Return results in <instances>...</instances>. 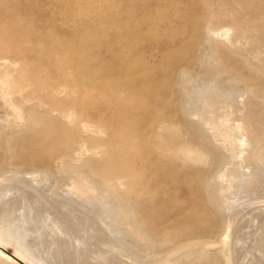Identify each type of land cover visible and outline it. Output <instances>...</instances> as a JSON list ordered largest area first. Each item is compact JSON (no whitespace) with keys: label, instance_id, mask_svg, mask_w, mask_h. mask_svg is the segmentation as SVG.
Returning <instances> with one entry per match:
<instances>
[{"label":"rangeland","instance_id":"1","mask_svg":"<svg viewBox=\"0 0 264 264\" xmlns=\"http://www.w3.org/2000/svg\"><path fill=\"white\" fill-rule=\"evenodd\" d=\"M5 43L18 46L9 54L17 61L12 75L26 93L33 82L63 91L54 100L43 96L42 108L30 97L18 106L20 119L0 95V199L37 176L40 218L51 214L61 229L28 240L42 263L264 264V187L238 199L221 191L227 185L219 179L231 170L241 174L237 182L264 179V160L255 155L247 168L208 124L264 128V0H0V48ZM144 51L148 67L136 58ZM139 70L145 74H127ZM86 85L112 102L111 113L99 116L104 136L88 142L98 150H85L69 166L56 152L47 164L39 161L38 151L50 153L44 147L74 143L62 113L75 109L70 101ZM185 144L206 164L187 160L166 182L157 177L147 202L116 185L124 160L150 150L167 167L164 175L175 172L178 165L168 168L166 153H158ZM229 225L232 251L225 257L221 239Z\"/></svg>","mask_w":264,"mask_h":264},{"label":"bare ground","instance_id":"2","mask_svg":"<svg viewBox=\"0 0 264 264\" xmlns=\"http://www.w3.org/2000/svg\"><path fill=\"white\" fill-rule=\"evenodd\" d=\"M144 31L145 29L142 32L144 33ZM137 34L140 35L139 33ZM11 46L12 45L8 46V43L7 44L5 43L4 47L0 48V65L6 66L5 70H3L2 72L0 70V73H1L0 74V95L5 100L6 104L8 103L9 108L10 106L12 107L11 109L14 110L13 113L15 112L18 117L19 116L22 117L21 116L22 113L21 111H19L18 106L20 104L21 106L22 105L27 106L28 102L30 101L29 99L30 97L37 101L34 104V107L42 108L45 106L44 104L45 99H42L43 96H47L48 99L54 100V99H57L58 95L61 94L63 91L61 90L62 88H59L54 84H52L50 87V86L41 85L40 83L37 84L33 82L30 84L32 87L31 92H29V94L26 93L25 87L19 83V80L16 78V76L12 75L13 71L11 67L16 66L17 61L10 60L9 54L15 49H17L18 46H16L15 48H12ZM145 52L147 51L141 52L137 55L136 57L137 59L140 57V60L139 59L137 60L139 62L138 65H141V63L145 61L143 59H145V55L148 53V52L147 53ZM2 53L4 55L8 53V56H2ZM159 59L161 58L159 57ZM147 63L145 61V64L143 62L142 65L147 64V67H148L149 65H151L150 63L152 62L149 60ZM159 63H162V62H159ZM155 66L157 65L155 64L151 68H154ZM126 67H124V69H126ZM147 67L145 69H147ZM148 69H150V67ZM126 70L124 71L125 73H126ZM30 71H31V68H29L28 71L26 72L29 73ZM143 72L144 71L139 70L138 72H134L133 74L132 73L130 74L129 72H127V74H129L130 76L131 75L132 76L143 75L145 74ZM107 94L108 92H105V91L101 92L100 90L97 91L96 89H91L90 86L86 85V87L82 89L81 94H79L78 98L74 97L73 101L72 102L70 101V104L73 105L75 109L74 110L70 109L69 111L62 113V115L65 116V118H67L70 122L71 127H70L69 133H71L73 136L76 135L74 143H71L70 141L68 142L65 141V142L58 143L56 146L53 145L51 147H44V148H47V150H50V153L49 151H45V150L43 151V153L38 151L37 152L38 155H36L35 157H37L39 161L48 163L50 159L48 154H53L54 152H56L58 153V156H60L64 160L63 165L69 166V164H72V162L82 160V158L88 155V152L89 153L96 152L98 148L94 149L93 147L88 145V142L90 141L91 138H94L95 136H104L105 130L108 129L107 128L104 130V127L106 125L105 124H104L105 126L101 125L104 119L102 120L99 117L104 112H106L108 109H109V112L112 111V109L109 108V106L112 105V102H109L110 99ZM74 100L75 101L77 100V101L75 102ZM110 113H109V116H110ZM23 118H24V115H23ZM224 119L226 120L227 125H229L230 115H227ZM109 123H111V121H109ZM208 124L210 125L212 131L216 133L215 135L219 137L223 145L224 143L228 141L230 142V144L227 143V145H231L230 146L231 147V157H236L238 155V157H236L235 159H237L238 161L242 160V162L246 164L247 168L251 169L252 158L255 155H257L260 158V160H264V128L260 129L256 126L246 128L243 125V123H237L234 126L229 125L226 128L223 127L224 129L221 130L219 128V125L214 122H209ZM159 127L160 129H162V128H165L166 125H164L163 123ZM175 127L177 128V126ZM230 147H227V148L229 149ZM8 150H11V149H8ZM85 150H87L88 152L86 153ZM150 151L151 152L147 155V157H145L144 154L141 152L133 161L124 160L125 163L123 162L121 165L120 176L114 180L117 182L116 185H118V187H120L121 190L125 192L124 194L125 196L129 197L131 195V197H133L134 200L140 203L148 201L149 198H147V196L153 193L154 191V190L153 191L150 190L149 186L157 184L156 182L157 177L162 176L161 179L164 178V181L166 182V179H170L171 176H173L176 173V171L183 170L185 168V164L187 160L195 161L198 164H206L207 162V160H203L205 157L204 154L200 152L199 149L195 146H192V145L189 146L185 144V145H182L181 147L178 146L177 148H168L158 154L164 155V153H166L168 157L167 160L170 163L168 168H174L176 164L178 166L176 169H171V170H174L175 172H171L169 170L168 173L164 175L162 170H166L167 167L164 169L163 168L164 165L160 163V161H158L159 158L155 155L156 154L155 150H150ZM8 152L11 153V151H8ZM234 172L235 171L231 170L230 173L223 172L220 175L219 179L221 183L227 185L226 189L222 188L221 191L231 192L237 195L236 198L243 199L251 195V193L248 192V190L252 188L253 186L259 185V186L264 187V179L254 176V175L247 178L246 180H242L240 178L237 182L236 180L239 176L241 177V174L237 175ZM168 175H171L170 178L168 177ZM19 184H20L19 188L16 189L17 192L15 191L16 193L14 194V196L9 198V200H7L6 202H2V200L0 199V212L2 215L6 216V218L0 219V260L8 264H44L40 261V259L37 258L38 256L34 254L35 249H33V247L28 242V240L32 236H34V234L35 236H38L39 238H43V236L45 234H49V232H53V233L59 232L58 234H60L61 229L51 214H48V216L44 219L40 218L39 208L42 203V198L39 196V194H37L38 191L36 189L37 188L42 189V183L37 179V176H34L32 180H26ZM72 190H78V186L74 185ZM155 191H156V187H155ZM144 196H146L145 201L143 200ZM232 203H234V201H230L229 204H232ZM125 212L126 211L123 209L120 210V215L126 214ZM90 215L91 213L89 212L85 213V221L89 220ZM10 217H13V219H9ZM80 219H81V216H79L78 214H76V216L73 217V221H76V220L79 221ZM43 220L45 221L44 224H42ZM129 224H133V223L131 222ZM91 228L92 226H90V230ZM230 229H231V225L227 227V231L221 239L222 253L224 254L225 257L229 256L230 251H232ZM39 233H41V235ZM39 238H36V239H39ZM40 243L41 242H39V244Z\"/></svg>","mask_w":264,"mask_h":264}]
</instances>
